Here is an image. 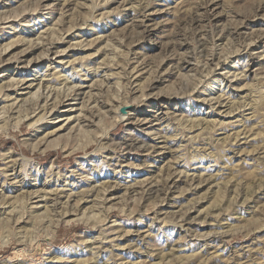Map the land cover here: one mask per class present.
Segmentation results:
<instances>
[{"label":"rangeland","instance_id":"1","mask_svg":"<svg viewBox=\"0 0 264 264\" xmlns=\"http://www.w3.org/2000/svg\"><path fill=\"white\" fill-rule=\"evenodd\" d=\"M0 92V264H264V0H0Z\"/></svg>","mask_w":264,"mask_h":264},{"label":"bare ground","instance_id":"2","mask_svg":"<svg viewBox=\"0 0 264 264\" xmlns=\"http://www.w3.org/2000/svg\"><path fill=\"white\" fill-rule=\"evenodd\" d=\"M44 42V41H43ZM54 43V42H53ZM45 45V44H44ZM48 45V44H47ZM30 63V62H29ZM50 80V79H49ZM68 81V80H67ZM11 85V84H10ZM16 85H19V83L17 84H14L13 86H15V88L17 87ZM32 84H30V86H31ZM40 85L41 84H39V86H38V90H36V92H34V94H33V96H35L36 95V97L37 98H35V99H37V101H40V105H41V103L44 101V105H46V104H48V102L50 101V100H52L53 99V104H55L56 105V103H55V99L53 98V92H46L45 94H44V92H42V93H40L39 92V89H41V88H39L40 87ZM79 85V84H78ZM30 86H29V88H30ZM28 87V86H27ZM48 88H49V86H48ZM47 88V89H48ZM51 90V89H50ZM52 91V90H51ZM31 92V91H30ZM39 92V93H38ZM1 93V92H0ZM32 94V93H31ZM67 96V95H66ZM56 98V97H55ZM61 101V100H60ZM62 102V101H61ZM61 102H58V103H61ZM15 104V103H14ZM35 105V104H34ZM38 106H39V103L37 104ZM36 105V106H37ZM58 105V104H57ZM5 106V105H4ZM47 106V105H46ZM23 107V106H22ZM38 108H40V107H38ZM41 108H44V107H41ZM37 109V108H36ZM36 109H34V111L36 110ZM46 112V111H45ZM29 115H31L30 113H27V114H24V117H29ZM45 115V114H44ZM43 117V116H42ZM19 120V119H18ZM13 171V170H12ZM160 192V191H159ZM45 195V194H44ZM46 196V195H45ZM45 196H43V198L45 197ZM59 196V195H58ZM43 198H41L42 200H43ZM31 199V197L29 198V200ZM45 199V198H44ZM58 201V200H57ZM3 203V202H2ZM59 203V202H58ZM188 219V218H187Z\"/></svg>","mask_w":264,"mask_h":264},{"label":"water","instance_id":"3","mask_svg":"<svg viewBox=\"0 0 264 264\" xmlns=\"http://www.w3.org/2000/svg\"><path fill=\"white\" fill-rule=\"evenodd\" d=\"M129 108H130V105H125V106L120 107V113L127 114Z\"/></svg>","mask_w":264,"mask_h":264}]
</instances>
